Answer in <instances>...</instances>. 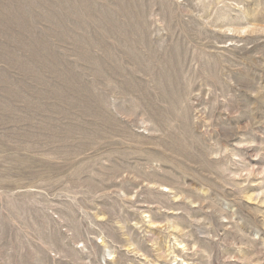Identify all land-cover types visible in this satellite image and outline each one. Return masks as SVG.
I'll use <instances>...</instances> for the list:
<instances>
[{"label":"rangeland","instance_id":"374dc122","mask_svg":"<svg viewBox=\"0 0 264 264\" xmlns=\"http://www.w3.org/2000/svg\"><path fill=\"white\" fill-rule=\"evenodd\" d=\"M0 264H264V0H0Z\"/></svg>","mask_w":264,"mask_h":264}]
</instances>
